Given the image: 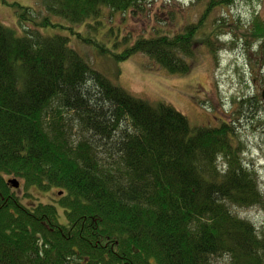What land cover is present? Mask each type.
<instances>
[{"label": "trees", "instance_id": "16d2710c", "mask_svg": "<svg viewBox=\"0 0 264 264\" xmlns=\"http://www.w3.org/2000/svg\"><path fill=\"white\" fill-rule=\"evenodd\" d=\"M199 1L200 21L179 33L102 52L119 61L143 54L169 74H187L198 45L216 55L229 25L207 29L206 21L238 0ZM41 2L40 22L38 10L16 5L20 25L35 30L20 35L0 22V264H264V229L233 212L264 209V193L232 125L193 129L173 106L114 85L68 36L42 32L58 26L94 44L73 26L98 31L107 12L132 14L143 0ZM245 27L242 37L259 44L264 62V16ZM74 127L86 136L75 141ZM99 138L114 141L109 152ZM7 177L59 189L63 215L55 205L24 206Z\"/></svg>", "mask_w": 264, "mask_h": 264}, {"label": "rangeland", "instance_id": "374dc122", "mask_svg": "<svg viewBox=\"0 0 264 264\" xmlns=\"http://www.w3.org/2000/svg\"><path fill=\"white\" fill-rule=\"evenodd\" d=\"M16 5L38 10L37 22L47 14L41 0H0V22L20 35L38 27L32 22L20 25ZM202 5L203 1L199 0H143L132 14L114 13L111 16L107 12L103 17L105 26L98 31H94L93 27L70 26L64 20L53 18L56 24L77 27L75 31L95 41L94 44L58 26L42 32L46 36H68L71 46L114 85L153 105L162 102L173 106L187 117L193 129L215 128L225 122L231 124L235 130V141L241 146L244 163L249 169L257 170L259 186L264 193V62L259 44L246 42L240 29L243 26L248 28L256 15L264 16V0H238L230 8H218L206 21V28L213 27L216 20L223 25V19L229 25L225 34L215 39L216 55L199 44L197 60L187 74H169L143 54L119 61L110 52L101 50L104 45L112 53L121 54L124 47L139 37H156L159 31L164 34L179 33L189 24L200 21ZM110 26L117 32H110L111 36H107ZM125 37L129 39L127 44L113 47L117 40ZM73 135L77 141L86 133L74 127ZM100 140L99 150L109 152L114 141ZM12 178L7 177V180ZM19 181L21 189L13 192L24 206L32 208L50 204L58 207L59 215L63 213L58 204L59 189H27L24 181ZM233 212L254 223L259 231L264 229V209L234 207ZM66 221L60 217V224Z\"/></svg>", "mask_w": 264, "mask_h": 264}, {"label": "water", "instance_id": "95a60500", "mask_svg": "<svg viewBox=\"0 0 264 264\" xmlns=\"http://www.w3.org/2000/svg\"><path fill=\"white\" fill-rule=\"evenodd\" d=\"M263 98H264V92H263ZM10 185H12L14 188L18 189L20 187V182L17 179H12L8 182Z\"/></svg>", "mask_w": 264, "mask_h": 264}, {"label": "flooded vegetation", "instance_id": "af4514ba", "mask_svg": "<svg viewBox=\"0 0 264 264\" xmlns=\"http://www.w3.org/2000/svg\"><path fill=\"white\" fill-rule=\"evenodd\" d=\"M13 189V188H12ZM14 190V189H13ZM15 191V190H14ZM17 191V190H16ZM38 206V205H37ZM34 207H36V206H33L32 208H34Z\"/></svg>", "mask_w": 264, "mask_h": 264}]
</instances>
